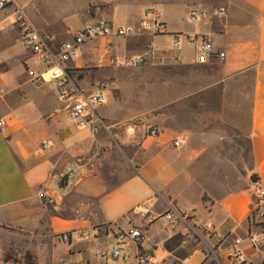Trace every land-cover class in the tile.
Listing matches in <instances>:
<instances>
[{
	"label": "crops",
	"instance_id": "obj_1",
	"mask_svg": "<svg viewBox=\"0 0 264 264\" xmlns=\"http://www.w3.org/2000/svg\"><path fill=\"white\" fill-rule=\"evenodd\" d=\"M41 1L13 0L35 29L59 41L101 18L112 20L116 26L135 25L141 13L139 8L115 0H104L103 6L91 11L78 0H45L48 9L43 12ZM222 6L221 18L196 24L182 20L180 13L186 19L187 10L182 5L163 11L167 32L207 34L213 50L223 52L221 60L211 58L195 63L193 57L187 60L183 56L188 45L183 40L180 61L169 62L175 70L206 72L212 68L210 63H220L218 75H207L206 80H199L201 75H191L189 82L185 79L180 84L186 88L175 98L180 108L174 116L179 112V116L189 118L188 124L181 120L180 126L171 128L165 125L164 116L155 114L141 119V125L121 128L116 124L134 114L121 116L103 105L98 114L107 123L95 131L75 128L72 120L62 114L32 116L29 109H12L26 99L17 94H21L17 91L19 83L7 73L11 62L23 64L29 54L17 46L9 7L0 9V44L6 45L0 56V223L32 232L43 220L48 242L44 245V258H37L35 264H106L107 253L95 258L93 252H107L116 230L141 225L134 208L142 202H147L152 213L169 206L178 211L190 210L191 222L199 227L211 223L219 238L199 230V242L180 246L183 227L170 229L159 219L144 227L138 243L121 244L124 251L147 252L151 264H171L173 259L180 264H226L225 249L238 239L245 256L243 264H264V248L256 250L248 238L255 235L264 240V216L253 220L261 225H248L246 219L253 188L264 186V0H223ZM175 8L178 12L173 16L170 9ZM155 37L159 49L156 61L167 36ZM148 39L146 35L97 37L80 47L79 55L84 57L77 55L66 65L86 69V74L80 70L76 77L82 89L88 91L110 69L93 67L90 53H98L105 63L108 55L140 53ZM101 69L103 75H99ZM242 76L250 79L249 93L228 91L235 78ZM214 86H219L220 91H209ZM240 101H246L245 108L236 104ZM186 103L188 108L183 107ZM201 109L210 113L208 124L194 123ZM143 126L156 128L158 134H143ZM171 138L179 139L180 145L171 146ZM41 140L47 141L46 148L41 147ZM112 145L121 150L123 158L118 154V163L114 162L111 169L113 162L98 152L104 154ZM245 147L247 158L241 153L230 154V150ZM122 148L129 149V155ZM105 166L108 169H103ZM68 168H73L74 173L61 190L57 188V176ZM45 201L53 202L51 210L47 211ZM91 226L99 230L94 238L63 243L56 237L62 231ZM113 260L137 264L133 259Z\"/></svg>",
	"mask_w": 264,
	"mask_h": 264
},
{
	"label": "built area",
	"instance_id": "obj_2",
	"mask_svg": "<svg viewBox=\"0 0 264 264\" xmlns=\"http://www.w3.org/2000/svg\"><path fill=\"white\" fill-rule=\"evenodd\" d=\"M9 7L11 16V25L16 31L17 42L32 59V64L27 60L23 61V71L27 79L35 84L49 83L54 88L63 103L60 108L55 109L51 115L62 114L64 117L72 120L75 128L95 131L100 127H105L102 122L98 109L106 103L105 84L102 81H96L90 90L84 91L77 81L76 75L81 69L76 67L69 68L66 63L78 55L80 47L97 37L110 36H138L146 35L149 39L145 42L140 53L130 54L123 57H112L108 55L106 62L97 60L94 63L95 68L102 67H127L146 64L155 60V53L159 50L153 41L155 36H167L165 47L160 49L162 55L158 59L165 63H177L180 61L179 48L184 40L192 47L193 60L195 63H205L209 59L221 60L223 52H215L207 37V34H181L171 33L165 30L164 14L162 9L155 6H149L142 10L141 16L135 25L116 26L112 20L101 18L93 23H87L75 30L69 39L59 41L48 33H41L35 29L27 20L22 8L15 4L13 0H0V9ZM224 15L223 6L190 5L186 10V19L191 24L199 22H208L211 19H218ZM1 99V96H0ZM3 120L0 119V128ZM156 128L148 127L147 135L156 136ZM42 148H46V140L40 142ZM170 144L173 147L180 145V140L171 138ZM45 198V193L41 192ZM135 214L141 219V225H130L116 230L112 240L108 244L107 252L96 249L93 252L95 258H100L106 253L112 259H119L126 262L133 259L137 264H151V257L147 252L136 250L129 253L123 250L124 243L136 244L143 238L144 227L150 223L161 219L165 225L174 229L177 226L183 227L179 245L185 242H199V230H205L206 233L218 239L219 235L212 224L205 222L201 227L191 222L192 212L190 210L178 211L172 206L167 207L159 213H152L147 202H142L135 206ZM248 215L254 218L264 216V186L256 185L251 193ZM99 230L96 226L87 229H72L58 233L56 237L63 243H68L72 239H88L98 235ZM250 244L256 250L264 248V240L256 239L255 235L248 236ZM207 251V249H205ZM226 264H243L245 256L238 247V239H234L225 249ZM76 264H84L78 262ZM171 264H180L177 259H173Z\"/></svg>",
	"mask_w": 264,
	"mask_h": 264
},
{
	"label": "rangeland",
	"instance_id": "obj_3",
	"mask_svg": "<svg viewBox=\"0 0 264 264\" xmlns=\"http://www.w3.org/2000/svg\"><path fill=\"white\" fill-rule=\"evenodd\" d=\"M79 3L85 2L90 11L93 8L103 6L104 0H78ZM120 2H126L132 5L135 8H139L141 10L145 9L149 6H155L162 9V11L166 10V7H174L175 5H182L183 7H188L190 5H202L205 7L209 6H222L223 0H115ZM49 2H52V0ZM37 5V3H36ZM41 9L43 12H46L48 7L46 5V1H41ZM178 9H170L171 15H177ZM140 13V16H141ZM179 15V14H178ZM182 20L184 22L189 23L184 14L181 12ZM139 16V17H140ZM157 37H154V42ZM17 46H20L17 43ZM6 45L3 46L0 44V56L5 53ZM80 50V49H79ZM79 55V52H78ZM81 55V54H80ZM79 55V57H80ZM85 55L82 54L81 57ZM183 56L187 60H192L193 51L192 47L186 45L183 49ZM90 58L93 59V63L96 60L102 61V56L98 55V53H90ZM32 58L29 57L27 59L28 63L32 64ZM171 64V63H170ZM169 63L161 62L159 60H153L152 62L138 65V66H127V67H109L110 69L105 70L107 72L106 76H103L100 79H96V81H102L105 84V100L112 112L116 114H120L121 116L125 113H133L134 116L131 118H127L118 122L116 125L119 127L124 126H134L141 125L144 117L148 115L161 114L164 116L165 125L168 127L180 126V121L183 123L186 120L188 124L189 118H183L179 116V112L177 116L174 114L177 112V109L180 108L179 101H176L175 98L181 94L182 89L186 87H182L180 84L187 79L189 82V77L199 76L202 77L199 80H206L205 76L218 75L220 72V63H210L212 68L206 72L202 70H175L173 66H170ZM91 65V64H90ZM102 72V69L100 73ZM80 73L83 75L87 73L86 69L81 70ZM8 76L13 77L19 83L18 92L21 91L19 96L24 97L26 100L21 103V106H15L12 109L17 111L19 109H29V113L34 116L35 113L40 116L44 113L53 112L55 109L60 108L63 101L58 96L57 91L52 88L49 83H39L35 84L30 82L27 79L23 71V66L20 63L11 62L10 69L7 73ZM103 75V73L99 74ZM94 79V78H93ZM92 84L94 81H90ZM219 86H214L209 89V91H220L218 90ZM228 91L230 92H241V93H249L250 91V79L247 76L236 77L233 85L230 84L228 87ZM110 94V95H109ZM187 104V105H186ZM183 104V107L188 108L189 104ZM237 105H240L241 108L246 107V101L236 102ZM1 105V103H0ZM210 111H213L212 109ZM199 117L194 120V123L208 124V120L211 119L208 115L210 113L207 112L206 109L199 110ZM142 119V120H141ZM246 121V118H242ZM40 120V119H39ZM38 120V121H39ZM104 125L107 123L103 119H101ZM186 124V125H187ZM102 128V127H100ZM142 133H147V127H142ZM242 145H245L243 140H240ZM39 144V143H38ZM108 146V145H107ZM134 150L136 149V141L133 143ZM123 152L129 155V149L122 148ZM121 150L114 145L111 146V149L104 150V154L98 152L100 156H106L113 164L111 163L110 168H114V162L117 164L118 156L120 155L122 158ZM232 153V154H231ZM242 154L244 158L248 157L247 148H243L240 150H230V154L236 156L238 154ZM119 154V155H118ZM109 161V162H110ZM103 169H108L106 166ZM53 202L45 201V207L47 211L51 210V205ZM39 227L33 229L32 232L27 230H20L19 228H15L9 224L0 223V264H25V253H29L31 255L32 261L35 264V260L37 258H44V245L47 243V235L43 230V220L40 221ZM253 225H261L260 221L252 223ZM259 238V237H258ZM44 254V255H43ZM40 263V261H39ZM44 264V262H42ZM72 264V263H70ZM106 264H120L118 260H113L109 256L107 258Z\"/></svg>",
	"mask_w": 264,
	"mask_h": 264
},
{
	"label": "water",
	"instance_id": "obj_4",
	"mask_svg": "<svg viewBox=\"0 0 264 264\" xmlns=\"http://www.w3.org/2000/svg\"><path fill=\"white\" fill-rule=\"evenodd\" d=\"M74 173L73 168H68L65 172L57 176V188L64 189Z\"/></svg>",
	"mask_w": 264,
	"mask_h": 264
},
{
	"label": "trees",
	"instance_id": "obj_5",
	"mask_svg": "<svg viewBox=\"0 0 264 264\" xmlns=\"http://www.w3.org/2000/svg\"><path fill=\"white\" fill-rule=\"evenodd\" d=\"M251 179H253V180L255 179L253 175H251ZM246 219H247L248 225L250 223H253V219L250 215H247ZM24 258H25V264H34L32 261L31 255L29 253H25Z\"/></svg>",
	"mask_w": 264,
	"mask_h": 264
}]
</instances>
